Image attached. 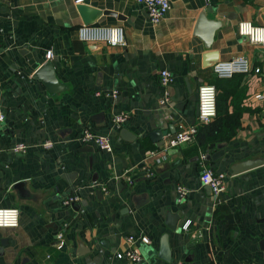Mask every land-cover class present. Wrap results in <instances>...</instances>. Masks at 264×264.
<instances>
[{
  "label": "crops",
  "instance_id": "0c3cea01",
  "mask_svg": "<svg viewBox=\"0 0 264 264\" xmlns=\"http://www.w3.org/2000/svg\"><path fill=\"white\" fill-rule=\"evenodd\" d=\"M82 8L90 24L121 26L124 45L79 41ZM243 20L264 25V0H169L154 25L135 0H0V207L18 210L17 226L0 228V264H129L114 256L129 234L148 238L135 242V264H162L153 256L169 219L171 264H264V163L231 171L264 160V45L238 33ZM32 53L59 64L56 92L31 77ZM239 54L249 72H212L215 61ZM160 69L173 77L164 105ZM201 83L216 88V116L194 142L163 151L168 131L196 120ZM114 89L116 97L102 95ZM119 113L127 118L116 128L110 117ZM83 129L106 136L111 152L81 143ZM19 143L23 152L10 150ZM201 152L226 175L219 203L201 183ZM177 186L188 192L179 198ZM69 195L76 200L62 204ZM178 245L187 260L174 259Z\"/></svg>",
  "mask_w": 264,
  "mask_h": 264
},
{
  "label": "built area",
  "instance_id": "2783aa9c",
  "mask_svg": "<svg viewBox=\"0 0 264 264\" xmlns=\"http://www.w3.org/2000/svg\"><path fill=\"white\" fill-rule=\"evenodd\" d=\"M81 0H75L78 2ZM140 4L145 12L146 19L152 25L157 24L169 9V0H135ZM238 33L248 38L249 42L253 44L264 45V25L254 24L251 21L243 20L238 23ZM76 35L79 41L85 43H104L108 46H122L124 45V31L121 26L117 25H97V24H82L76 28ZM52 52L47 50L45 58L49 59ZM212 72L221 78H230L236 73H247L251 69V64L245 55H235L229 59L217 60L212 64ZM173 77L167 69H160L157 72V84L163 91V96L158 100L159 105L167 104L168 97L164 94L165 88L172 82ZM117 90L104 91L102 95L105 98H114L117 95ZM100 95L99 92L95 93ZM197 116L193 123L188 125H178L177 129L171 133L166 134L165 141L161 145V149L166 151L168 148L176 147L182 143L194 142L198 127L201 124L210 122L217 113V98L216 88L212 84L201 83L197 88ZM125 113H119L110 117L112 126L119 128L126 120ZM81 143H91L98 150L111 152L112 146L109 139L104 135H97L88 129H83L79 136ZM42 147L50 146L49 142H43ZM26 146L24 144H14L10 147L13 152H23ZM154 151H147L146 156H154ZM207 152H201L198 156L200 166V180L205 186L211 189L215 202L219 203L221 194L225 190L226 175L223 172H216L213 168L207 165ZM154 162L158 163L160 157H154ZM143 168V166H142ZM144 172L148 176L151 171L145 168ZM126 181L131 183L132 178L126 176ZM176 191L178 197H182L188 192L182 186H177ZM76 200L74 195H69L62 199V204L68 205ZM18 224V210L15 207H0V228H14ZM188 222L181 225L183 230L187 229ZM62 232L58 231L55 234V249L60 250L64 246ZM139 240L142 243H148V238L144 235L125 236L126 247L115 252L114 256L117 259H125L129 264H135L141 260V254L135 247V242ZM176 264H181L177 262Z\"/></svg>",
  "mask_w": 264,
  "mask_h": 264
},
{
  "label": "water",
  "instance_id": "95a60500",
  "mask_svg": "<svg viewBox=\"0 0 264 264\" xmlns=\"http://www.w3.org/2000/svg\"><path fill=\"white\" fill-rule=\"evenodd\" d=\"M80 11L82 12V17H83L82 18V23L83 24H90V23L93 22V19H89L88 17H86L84 15V13H85L84 8H82V10H80ZM103 14H105V13H103ZM203 25H204V21L202 19V16H199L197 18L195 31L202 30V26ZM210 38L211 37L205 36V44H209ZM18 52L20 54H23L21 49H19ZM32 55H34V53H32ZM26 58H28L27 61H28V64L30 65V68L32 70L31 77L33 79H36L39 82H41L43 84V86L49 92H56L58 90V88H59V85L56 82V77H57L56 72H57V67L59 66V64L55 63L53 61H50V60L39 61V60H37V57H35V55H34L33 61L29 57H26ZM196 112H197V106H196ZM166 132H167L166 130L162 131V133L160 131V136H158V138H156L155 140L160 139L162 137V135L166 134ZM168 132L170 133L171 131H168ZM127 133H128L127 130H121L119 134L120 135H124V134H127ZM86 144L90 145L91 143H86ZM263 163H264V160L245 161V162H242V163H239V164H235L234 166H232L231 167V171H232L233 174H239L241 172H244V171L252 169V168H254L256 166H259V165H261ZM165 227H166V229H164L163 234L161 236V240H160L159 253L157 255L154 254L155 256H153V257H155V259L161 261L162 264H171V263H174V262H171L172 251L171 250H169V251L166 250L164 243L165 242L167 243V238H168V235L170 234V231L173 232V231H175L176 228H175L174 225H172L170 219H169V222L165 221ZM180 228H181V226H180ZM171 237L175 238L174 236H172V234H170V238ZM99 246H104L105 247V245H103L102 243H99ZM260 247H261V249L264 250V240H262L260 242ZM172 249H173V253L175 255L174 259H177V260H180V261L181 260H187V259H180L181 255H182V253L184 251L182 246L178 245L177 247H172ZM107 256L108 255H105V257H107ZM109 264H112V263H109Z\"/></svg>",
  "mask_w": 264,
  "mask_h": 264
}]
</instances>
